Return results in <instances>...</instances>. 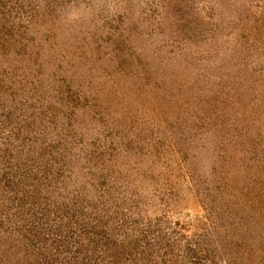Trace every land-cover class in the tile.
Returning a JSON list of instances; mask_svg holds the SVG:
<instances>
[{
    "label": "rangeland",
    "instance_id": "obj_1",
    "mask_svg": "<svg viewBox=\"0 0 264 264\" xmlns=\"http://www.w3.org/2000/svg\"><path fill=\"white\" fill-rule=\"evenodd\" d=\"M0 264H264V0H0Z\"/></svg>",
    "mask_w": 264,
    "mask_h": 264
}]
</instances>
